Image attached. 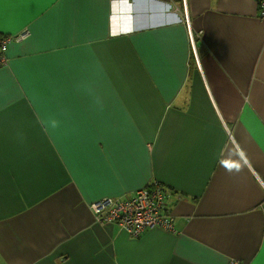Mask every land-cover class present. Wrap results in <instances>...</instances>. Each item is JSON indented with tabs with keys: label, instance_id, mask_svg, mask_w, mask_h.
Returning a JSON list of instances; mask_svg holds the SVG:
<instances>
[{
	"label": "crops",
	"instance_id": "crops-1",
	"mask_svg": "<svg viewBox=\"0 0 264 264\" xmlns=\"http://www.w3.org/2000/svg\"><path fill=\"white\" fill-rule=\"evenodd\" d=\"M0 264H264L256 0H0ZM159 183L175 232L90 205Z\"/></svg>",
	"mask_w": 264,
	"mask_h": 264
},
{
	"label": "built area",
	"instance_id": "built-area-1",
	"mask_svg": "<svg viewBox=\"0 0 264 264\" xmlns=\"http://www.w3.org/2000/svg\"><path fill=\"white\" fill-rule=\"evenodd\" d=\"M258 3V16L264 19V0ZM28 29L14 35H0V68L8 64V48L14 42H22L28 36ZM97 220L115 224L138 238L149 229L159 228L175 232L174 219L168 210V191L159 183L139 189L132 196L104 197L90 205ZM229 264H244L232 260Z\"/></svg>",
	"mask_w": 264,
	"mask_h": 264
},
{
	"label": "trees",
	"instance_id": "trees-1",
	"mask_svg": "<svg viewBox=\"0 0 264 264\" xmlns=\"http://www.w3.org/2000/svg\"><path fill=\"white\" fill-rule=\"evenodd\" d=\"M166 189V188H165ZM167 190V189H166ZM168 191V190H167ZM96 217V216H95ZM96 220H97V218H96ZM98 221V220H97ZM99 222V221H98ZM99 223H102V222H99ZM102 224H105V223H102Z\"/></svg>",
	"mask_w": 264,
	"mask_h": 264
},
{
	"label": "rangeland",
	"instance_id": "rangeland-1",
	"mask_svg": "<svg viewBox=\"0 0 264 264\" xmlns=\"http://www.w3.org/2000/svg\"><path fill=\"white\" fill-rule=\"evenodd\" d=\"M133 195V193L132 194H130V195H128V196H132ZM175 229V228H174Z\"/></svg>",
	"mask_w": 264,
	"mask_h": 264
}]
</instances>
